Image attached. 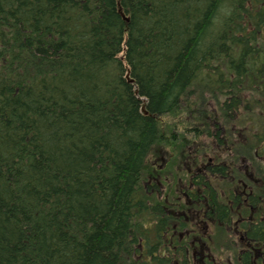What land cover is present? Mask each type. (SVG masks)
Wrapping results in <instances>:
<instances>
[{
	"label": "trees",
	"instance_id": "obj_1",
	"mask_svg": "<svg viewBox=\"0 0 264 264\" xmlns=\"http://www.w3.org/2000/svg\"><path fill=\"white\" fill-rule=\"evenodd\" d=\"M0 264H264V0H0Z\"/></svg>",
	"mask_w": 264,
	"mask_h": 264
},
{
	"label": "flooded vegetation",
	"instance_id": "obj_2",
	"mask_svg": "<svg viewBox=\"0 0 264 264\" xmlns=\"http://www.w3.org/2000/svg\"><path fill=\"white\" fill-rule=\"evenodd\" d=\"M160 168H162V166H160ZM162 177H164L166 180L168 178V177L162 176L159 172H157V174L154 175V177L152 179V182L150 183L152 186L156 184V185H158L160 187L159 191H158V189L153 188V190H155L158 193L162 191V188L164 186L159 181ZM171 177L174 178V175H171ZM172 184H173V180L170 181L169 185L170 186H173ZM237 208L239 209L240 206H238ZM249 221H250V217L249 216H246L244 213H241V212H239L237 214V217L236 218H235V216H233V219L231 221V225H232V229H233V232H232V241L235 244H238L239 242H243L244 243L245 236H246V230H245V225L246 224L245 223H247ZM236 246H239V245H236ZM247 252H248V250H247Z\"/></svg>",
	"mask_w": 264,
	"mask_h": 264
},
{
	"label": "rangeland",
	"instance_id": "obj_3",
	"mask_svg": "<svg viewBox=\"0 0 264 264\" xmlns=\"http://www.w3.org/2000/svg\"><path fill=\"white\" fill-rule=\"evenodd\" d=\"M154 159V158H153ZM161 162L160 161H158V164L156 165V167L160 164ZM158 171V170H157ZM161 194H163V192H161ZM210 230H213L212 228H210ZM214 258H216V259H219L218 258V256L217 255H214Z\"/></svg>",
	"mask_w": 264,
	"mask_h": 264
},
{
	"label": "water",
	"instance_id": "obj_4",
	"mask_svg": "<svg viewBox=\"0 0 264 264\" xmlns=\"http://www.w3.org/2000/svg\"><path fill=\"white\" fill-rule=\"evenodd\" d=\"M128 20V19H127Z\"/></svg>",
	"mask_w": 264,
	"mask_h": 264
}]
</instances>
